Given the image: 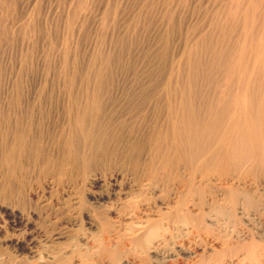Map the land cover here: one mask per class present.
<instances>
[{
	"label": "bare ground",
	"instance_id": "obj_1",
	"mask_svg": "<svg viewBox=\"0 0 264 264\" xmlns=\"http://www.w3.org/2000/svg\"><path fill=\"white\" fill-rule=\"evenodd\" d=\"M199 1L166 81L111 80L98 53L93 82L9 84L0 179L95 190L92 231L67 222L77 232L57 248L23 206L3 205L0 264H264V0ZM72 2L69 35L87 5Z\"/></svg>",
	"mask_w": 264,
	"mask_h": 264
},
{
	"label": "rangeland",
	"instance_id": "obj_2",
	"mask_svg": "<svg viewBox=\"0 0 264 264\" xmlns=\"http://www.w3.org/2000/svg\"><path fill=\"white\" fill-rule=\"evenodd\" d=\"M72 3V0H0V96L6 95L9 84L15 81L62 84L76 75L77 81L85 82L88 64L102 65L103 60L95 57L99 54L111 61L108 75L111 80L166 81L176 70L188 31L208 7L207 2L199 0H86L83 15L78 18L80 25L74 26L71 37L67 20ZM64 59L68 60L67 66ZM46 175L41 173L22 180L0 179V211L3 205L23 206L42 229L40 242L57 248L65 243L59 237L62 230L77 232L75 226L68 229L69 223L76 222L84 231H92L86 209L95 189L86 182L83 186L66 183L61 177L52 182ZM47 181L51 183L46 184ZM3 247L6 251L12 249L7 242H3Z\"/></svg>",
	"mask_w": 264,
	"mask_h": 264
}]
</instances>
